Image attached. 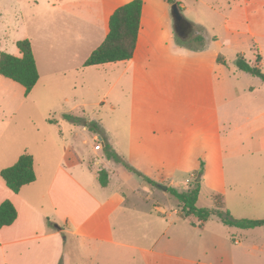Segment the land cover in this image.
<instances>
[{"label":"rangeland","instance_id":"1","mask_svg":"<svg viewBox=\"0 0 264 264\" xmlns=\"http://www.w3.org/2000/svg\"><path fill=\"white\" fill-rule=\"evenodd\" d=\"M128 1L0 0V53L19 57L16 43L29 40L39 73L28 96L0 76V156L20 146L35 158L36 169L83 159L99 172L106 165L94 162L102 158L103 141L113 146L110 135L117 151L128 154L133 181L149 183L142 205L149 236L166 233L157 248L212 260L217 254L210 236L194 217L174 213L176 200L161 187L198 183V207L215 208L211 196L220 194L234 219L264 220V149L256 151V137L248 138L252 131L264 133V81L236 64L260 57L264 74V0H142L134 58L85 67L105 38L109 14ZM174 4L192 26L187 40L174 33ZM201 107L211 109L209 116ZM192 122L198 127L193 132ZM93 134L101 137L94 141ZM205 224L218 234L230 229L216 216ZM234 231L244 245L264 248L263 228L243 237ZM227 241L234 264H246L231 252V236Z\"/></svg>","mask_w":264,"mask_h":264},{"label":"crops","instance_id":"2","mask_svg":"<svg viewBox=\"0 0 264 264\" xmlns=\"http://www.w3.org/2000/svg\"><path fill=\"white\" fill-rule=\"evenodd\" d=\"M141 24L142 14L132 59L138 47ZM256 61L250 60L249 63L260 69L261 58L258 57ZM202 110L203 117L206 114L209 116L210 108ZM131 119L127 124L130 133L135 126V118ZM82 127L88 130L87 123ZM190 128L193 132L198 127L196 128L192 122ZM100 137L93 134L92 139L97 141ZM254 137L255 150L264 149V133L254 136V131L250 132L248 138L254 141ZM131 142L129 141V144ZM108 143L113 144L112 147L109 145L111 150H116L114 152L118 157L125 161L128 154L117 151L115 141L110 135ZM82 145L88 146L89 142L83 140ZM105 145L107 144L103 141L102 158L94 162L96 166H99L100 162L106 165L107 169L102 170L106 174L105 186H101L99 182V173L102 171L98 172L83 159L70 164L61 160L54 169H48L45 164L44 169H36L33 158L36 179L33 183L23 186L18 193H13L0 177V205L4 201H9L17 213L11 225L0 229V264H234V259L227 253L230 251L224 248V244H230L227 241L229 236L235 245L231 246L234 250L231 252L237 258L246 259V264L250 261L251 264H264L263 247L257 245L249 247L244 245L242 238L241 240L233 238L235 236L232 233L237 232L234 229L240 230V237L245 235L244 231L253 229L244 230L225 225L230 229L228 231L220 229L222 233L218 234L215 232L218 229L210 228L207 231L206 221L198 222L196 218L195 221L201 229L210 236V242H207L210 249L217 254L212 260H196L183 254H176L174 249L169 252L168 248H157L160 238H164L166 233L162 231L155 233L153 237L149 236V215L145 207L142 208L148 199L149 183L142 178L133 181V174L122 164L107 159ZM15 148L4 151L2 157L0 156V172L13 166L22 154H29L26 147ZM187 188L189 187L183 186L177 190ZM215 195L220 194L211 196L214 207ZM221 201L224 206L222 196ZM176 203L178 210L174 213L182 214L177 201ZM190 225L195 227V222H190ZM170 226L173 233L177 231L174 229L177 227L176 224ZM172 246L174 247L173 244ZM260 257L262 263L254 262L255 259H261Z\"/></svg>","mask_w":264,"mask_h":264},{"label":"trees","instance_id":"3","mask_svg":"<svg viewBox=\"0 0 264 264\" xmlns=\"http://www.w3.org/2000/svg\"><path fill=\"white\" fill-rule=\"evenodd\" d=\"M142 8V0H131L112 12L108 19L107 35L85 61V67L132 59L140 29ZM16 46L20 54L19 57L0 53V76L22 86L25 96H28L39 80V73L29 40L18 41ZM236 64L239 70L264 81V74L259 68L250 66L242 58H239ZM67 118L70 119V117ZM93 128L94 133L99 134L100 127L95 126ZM104 152L107 159L122 164L131 173L135 172L113 150H110L109 146L105 145ZM0 177L13 193H18L23 186L33 183L36 179L33 169V157L26 153L22 154L13 166L0 172ZM99 182L101 186H105L107 183L106 174L103 171L99 173ZM167 192L178 202V207L183 216H192L198 222H205L216 216L224 225L230 227L244 230L264 227V220H243L231 217L229 212L224 209L220 195L213 196L215 208L197 207L198 183L193 188L189 187L185 190L168 188ZM16 216V210L11 202L4 201L1 203L0 229L11 225Z\"/></svg>","mask_w":264,"mask_h":264},{"label":"water","instance_id":"4","mask_svg":"<svg viewBox=\"0 0 264 264\" xmlns=\"http://www.w3.org/2000/svg\"><path fill=\"white\" fill-rule=\"evenodd\" d=\"M171 16L173 19V29L174 33L177 37L181 38L183 37V34L185 32V26H191V24L186 21L182 15L180 14L179 8L176 4H174L171 8ZM164 191L167 190L166 187H161Z\"/></svg>","mask_w":264,"mask_h":264},{"label":"flooded vegetation","instance_id":"5","mask_svg":"<svg viewBox=\"0 0 264 264\" xmlns=\"http://www.w3.org/2000/svg\"><path fill=\"white\" fill-rule=\"evenodd\" d=\"M193 34V29H192V26H185V32L183 34V37H181L180 39L182 40H187L189 39L190 35Z\"/></svg>","mask_w":264,"mask_h":264}]
</instances>
